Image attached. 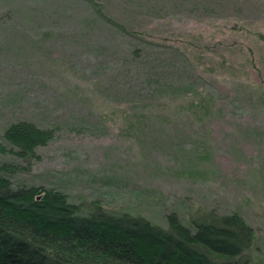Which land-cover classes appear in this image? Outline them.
<instances>
[{
    "label": "rangeland",
    "instance_id": "obj_1",
    "mask_svg": "<svg viewBox=\"0 0 264 264\" xmlns=\"http://www.w3.org/2000/svg\"><path fill=\"white\" fill-rule=\"evenodd\" d=\"M18 121L52 137L0 157L13 187L161 227L237 213L264 264V0H0V143Z\"/></svg>",
    "mask_w": 264,
    "mask_h": 264
},
{
    "label": "trees",
    "instance_id": "obj_2",
    "mask_svg": "<svg viewBox=\"0 0 264 264\" xmlns=\"http://www.w3.org/2000/svg\"><path fill=\"white\" fill-rule=\"evenodd\" d=\"M51 137L31 122L9 123L0 157L33 160ZM11 167L0 164V264H250L253 230L237 213L190 217L188 226L171 213L164 227L98 201L82 213L61 190L13 187Z\"/></svg>",
    "mask_w": 264,
    "mask_h": 264
}]
</instances>
